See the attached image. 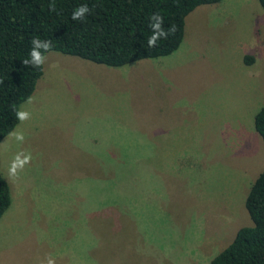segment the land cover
Instances as JSON below:
<instances>
[{
	"label": "rangeland",
	"instance_id": "obj_1",
	"mask_svg": "<svg viewBox=\"0 0 264 264\" xmlns=\"http://www.w3.org/2000/svg\"><path fill=\"white\" fill-rule=\"evenodd\" d=\"M44 56L18 107L28 118L0 142V264H209L251 225L243 201L264 169L256 0L197 7L165 57L111 68ZM18 155L30 160L12 176Z\"/></svg>",
	"mask_w": 264,
	"mask_h": 264
},
{
	"label": "trees",
	"instance_id": "obj_2",
	"mask_svg": "<svg viewBox=\"0 0 264 264\" xmlns=\"http://www.w3.org/2000/svg\"><path fill=\"white\" fill-rule=\"evenodd\" d=\"M220 1L0 0V142L17 125L18 107L29 99L42 74V66L23 64L30 59L33 39L50 43L47 52L41 49L43 55L53 51L118 68L170 55L182 40L185 17L197 7ZM256 1L264 11V0ZM82 5L89 12L82 20H73V12ZM154 14L163 18L161 27L169 35L149 47ZM172 28L175 30L170 31ZM243 63L251 65L253 58L244 56ZM252 125L264 149V103L254 114ZM141 153L147 156L136 151L135 158ZM110 180L119 184L116 175ZM9 204L8 186L0 176V218ZM243 206L251 225L239 228L209 264H264V169L246 192Z\"/></svg>",
	"mask_w": 264,
	"mask_h": 264
},
{
	"label": "clouds",
	"instance_id": "obj_3",
	"mask_svg": "<svg viewBox=\"0 0 264 264\" xmlns=\"http://www.w3.org/2000/svg\"><path fill=\"white\" fill-rule=\"evenodd\" d=\"M52 10H55V7H52ZM89 12V8L86 5H82L78 7L72 15L73 20H82L85 17V14ZM152 21H156V23L151 24V28L153 31V34L149 38L148 44L149 47H155L156 46V41L160 39L161 37H167L169 35L168 32H165L161 25L163 22V18L158 15L154 14L151 17ZM175 29L172 28L170 31H174ZM32 48L30 50V59H25L23 61V64L25 66H33V67H40L42 64H44L46 57L42 54L41 49L44 50V52H47L50 48V43L47 41H41L40 39H33L31 41ZM29 116V113L25 111H18L17 112V118L20 120L27 119ZM17 140L22 141L23 140V135L22 134H17L16 135ZM30 160V156H25L23 160L20 159V156L18 155L15 160L12 163V166L10 168V175L15 176L17 172L18 167H23V164L27 163ZM19 162V163H17ZM51 264V262H49Z\"/></svg>",
	"mask_w": 264,
	"mask_h": 264
}]
</instances>
